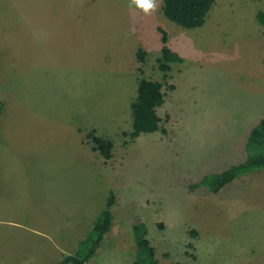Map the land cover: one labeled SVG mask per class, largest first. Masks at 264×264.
<instances>
[{"label": "rangeland", "instance_id": "obj_1", "mask_svg": "<svg viewBox=\"0 0 264 264\" xmlns=\"http://www.w3.org/2000/svg\"><path fill=\"white\" fill-rule=\"evenodd\" d=\"M153 3L0 0V264L85 251L110 191V229L85 264L147 263L130 211L159 264H264V166L196 186L245 158L264 113V0H215L193 28ZM159 27L182 58L166 72ZM140 76L164 83L165 132L130 140Z\"/></svg>", "mask_w": 264, "mask_h": 264}, {"label": "trees", "instance_id": "obj_2", "mask_svg": "<svg viewBox=\"0 0 264 264\" xmlns=\"http://www.w3.org/2000/svg\"><path fill=\"white\" fill-rule=\"evenodd\" d=\"M215 0H162L161 9L163 14L171 21L186 28L201 26L205 17L214 4ZM260 21H264L263 12L257 13ZM161 32L160 56L157 58L158 68L161 71H168L170 63L181 61V56L172 50L168 44L166 31L159 27ZM137 59L143 63L144 50L138 49ZM142 72V68L139 67ZM171 87V85H169ZM164 83L145 76H140L137 81L136 94L130 102L131 109V129L123 132L130 140L136 138L141 133H152L156 131L165 132L161 122L163 117L159 115L158 109L164 103ZM0 100V111H1ZM91 139L93 149L98 150L106 161L113 155V142L96 133L95 129H90L86 133ZM246 156L243 160L231 164L223 170L211 171L203 175L196 183V186H206L211 190H218L227 182L241 173L249 172L264 166V113L258 122L251 127L245 140ZM115 203V194L110 191L106 199L105 207L100 211V216L94 223L91 233L84 240L86 242L85 251H76L72 254H65L55 264H85L95 253L100 242L110 229L112 223L111 207ZM132 229L137 240L139 249L147 253V263L135 260L132 264H159L154 257V248L145 237L146 230L143 226L139 214L134 211L129 212Z\"/></svg>", "mask_w": 264, "mask_h": 264}, {"label": "clouds", "instance_id": "obj_3", "mask_svg": "<svg viewBox=\"0 0 264 264\" xmlns=\"http://www.w3.org/2000/svg\"><path fill=\"white\" fill-rule=\"evenodd\" d=\"M132 2L139 8L143 9L145 13L154 8L153 0H132Z\"/></svg>", "mask_w": 264, "mask_h": 264}]
</instances>
